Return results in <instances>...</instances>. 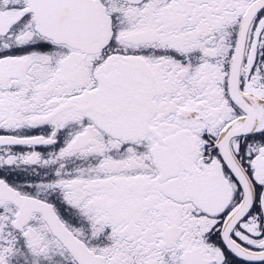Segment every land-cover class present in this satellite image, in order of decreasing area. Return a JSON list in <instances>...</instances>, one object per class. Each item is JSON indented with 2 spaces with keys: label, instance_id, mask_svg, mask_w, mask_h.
Here are the masks:
<instances>
[{
  "label": "snow or ice",
  "instance_id": "1",
  "mask_svg": "<svg viewBox=\"0 0 264 264\" xmlns=\"http://www.w3.org/2000/svg\"><path fill=\"white\" fill-rule=\"evenodd\" d=\"M0 264H264V0H0Z\"/></svg>",
  "mask_w": 264,
  "mask_h": 264
}]
</instances>
